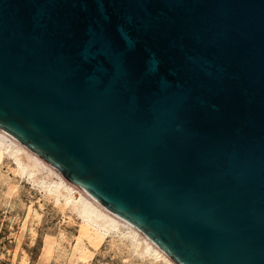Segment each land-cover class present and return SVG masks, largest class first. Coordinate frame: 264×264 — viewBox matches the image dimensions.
<instances>
[{"label":"water","instance_id":"95a60500","mask_svg":"<svg viewBox=\"0 0 264 264\" xmlns=\"http://www.w3.org/2000/svg\"><path fill=\"white\" fill-rule=\"evenodd\" d=\"M0 133L174 264H264V0H0Z\"/></svg>","mask_w":264,"mask_h":264},{"label":"rangeland","instance_id":"374dc122","mask_svg":"<svg viewBox=\"0 0 264 264\" xmlns=\"http://www.w3.org/2000/svg\"><path fill=\"white\" fill-rule=\"evenodd\" d=\"M0 167V264H81L76 263L72 250L75 238L79 235V217L69 211L64 214L69 218L62 215L53 199L44 197L42 191L14 176L10 172L14 169V163L0 157ZM16 181L20 187L17 195L11 198L9 193ZM4 196L11 199L10 206L4 204ZM29 206L35 207L41 215L39 221L32 225L33 233L26 230L31 222L27 215ZM60 232L71 239L69 247L61 239ZM53 241L59 242L68 251L67 255H62L63 251L59 247L57 249ZM88 249L90 256L86 264H150L128 253V249L116 238L112 240L111 235H106L95 249L90 246Z\"/></svg>","mask_w":264,"mask_h":264},{"label":"bare ground","instance_id":"6f19581e","mask_svg":"<svg viewBox=\"0 0 264 264\" xmlns=\"http://www.w3.org/2000/svg\"><path fill=\"white\" fill-rule=\"evenodd\" d=\"M0 157L14 163V169L12 168L13 170H10V172L12 171L14 176H18L19 180L27 182L36 187L39 191H42L44 197L53 199L62 215H64L66 211H69L79 217V235L75 238V243L72 247L76 263L81 262V264H86V259L90 256L88 246L95 249L104 240L106 235H111L112 240L116 238L121 245L128 249V253L139 259L145 260V262H150V264H174L160 248L155 247V245H153L140 231L134 229L122 218L120 219L114 213L108 211L92 197L81 192L70 181L65 180L58 174L51 165L44 162L33 152L31 153L25 147L12 141L1 133ZM19 187V182L13 184L9 193L11 198L17 195ZM3 199H5L3 200L5 205L10 206L12 204L9 197L4 196ZM39 206L42 207L41 205ZM38 211L39 210L35 209V207L32 208L29 206L28 208L27 215L31 219L30 225L26 229L28 233L33 231L32 225L34 222L40 219L41 215L39 213L40 211ZM64 222L66 224L68 223L66 221ZM60 236L67 244V247H69L71 239L67 238L63 233H61ZM53 245H55L57 249L58 247L61 248L63 251L62 255H67L68 251L62 248L59 242L53 241Z\"/></svg>","mask_w":264,"mask_h":264}]
</instances>
